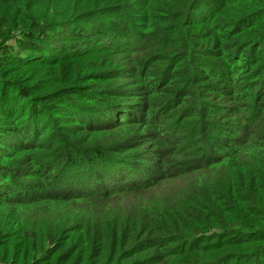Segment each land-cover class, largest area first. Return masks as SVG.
<instances>
[{"label":"rangeland","instance_id":"1","mask_svg":"<svg viewBox=\"0 0 264 264\" xmlns=\"http://www.w3.org/2000/svg\"><path fill=\"white\" fill-rule=\"evenodd\" d=\"M241 3L137 0L128 26L133 25L139 34L107 52H76L81 56L67 63L68 76L77 70L76 65L100 74L92 81L97 94L77 93L87 104L98 95L109 108H130L132 99L122 95L133 90L137 81L134 72L148 71L151 77L144 82L159 93L155 98L149 96L159 103L150 115V127L157 138L169 140L173 167L165 178L153 174L149 184L144 186L141 180L143 187L133 191L122 190L107 197L86 191L79 198L43 200L44 186L49 185L31 161L30 155L37 152H20L19 147L0 185V264H36L32 263L35 258H40V264H52V250L57 246L63 253L57 264H67L66 248L71 247L74 253L69 264H148L155 257L160 259L156 264H224L230 257L232 264H264V252L250 263L238 250L215 248L221 233L214 229V217L227 215L238 205L237 193L228 186V171L224 163L219 164L223 156L219 144L234 137L241 149L248 146L236 156L237 165L249 169V175L259 171V161L264 159V80L256 82L252 95L244 89L264 62L258 56L240 62L238 51L229 48L232 39L226 30L220 31L226 27L221 19L229 16L227 9ZM218 9H222L221 14ZM97 20L82 24L91 27ZM71 24L64 27L67 32L73 31ZM240 69L244 80L234 83L241 87L235 89L232 83ZM120 98L121 104L111 103ZM86 131L85 138L107 146L126 135L121 129ZM154 143L158 145L154 151H160L159 142ZM91 172L83 165L62 178L76 175L93 181L97 176ZM162 211L171 214L153 215ZM198 227L197 235L182 237L184 229ZM208 227L213 230L200 238ZM231 237L244 235L237 232ZM260 245L264 246L260 243L257 247ZM204 247L211 249L206 252ZM102 250L104 255L99 253Z\"/></svg>","mask_w":264,"mask_h":264},{"label":"trees","instance_id":"2","mask_svg":"<svg viewBox=\"0 0 264 264\" xmlns=\"http://www.w3.org/2000/svg\"><path fill=\"white\" fill-rule=\"evenodd\" d=\"M135 1L0 0V185L8 166L13 165L10 158L16 157L14 153L19 147L20 152H37L30 155L33 156L31 161L36 162L49 185L44 186L43 200L79 198L86 191L107 197L122 190L143 187L141 180L146 186L153 174L160 179L167 176L168 169L173 167L170 157L173 148L168 149L169 140L157 138L159 135L150 127L153 120L150 115L159 107L154 99L159 93L144 82V78L150 76L148 71L134 72L137 81L133 90L122 95L132 99L128 109L109 108L98 95L91 97L92 103L87 104L77 95L97 94L92 81L100 74L90 68L78 69L80 66L76 65L77 70L68 76L67 63L76 62L81 56L76 52L100 54L139 34L133 25L128 26L135 13ZM226 1L243 2L229 7V16L221 19L226 27L220 31L226 30V35L232 39L229 48L238 51L240 62L256 56L264 62V0ZM116 10L122 17L115 13ZM221 10L218 9L220 14ZM101 17L107 18L99 20ZM94 19L98 20L93 26H83V22ZM69 24L74 26L72 32L64 29ZM222 56L219 53L218 58ZM263 68L244 85L249 95L257 90L256 82L264 80ZM244 74L240 69L238 77L233 79L235 89L241 88L234 83L244 80ZM48 75L51 77L46 79ZM137 82L145 86H137ZM111 103L121 104V98ZM136 125L138 127H130ZM86 129L92 132L121 129L126 135L107 146L94 138H85L83 133L89 132ZM155 140L159 142L160 151H154L158 146L154 145ZM236 143L234 137H227L219 144L223 151L219 164L224 163L228 171V186L237 193L234 198L238 205L230 208L227 215L214 217V229L221 233L215 248L218 251L238 250L252 263L264 252L263 245L257 247V244H264V159L259 161V171L249 175V169L237 165L236 156L240 151H247L248 146L241 149ZM83 165H88L91 175L97 179L92 181L76 175L62 178L66 172L73 173ZM170 214L162 211L153 215L167 217ZM201 227L194 231L184 229L182 237L197 235ZM211 230V227L205 229L207 233L200 238H205ZM237 232L244 237H231ZM61 249L53 248L52 264L62 260ZM204 249L207 252L211 248ZM73 253L72 247L66 248L67 264ZM99 253L104 255L106 251ZM41 256H48V253ZM111 259L116 261L114 257ZM38 260L40 258H35L32 263L40 264ZM232 260L230 257L224 264H232ZM147 262L156 264L160 259L155 257Z\"/></svg>","mask_w":264,"mask_h":264}]
</instances>
